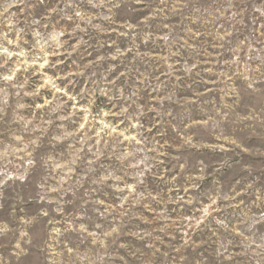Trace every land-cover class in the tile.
<instances>
[{
    "label": "rangeland",
    "instance_id": "rangeland-1",
    "mask_svg": "<svg viewBox=\"0 0 264 264\" xmlns=\"http://www.w3.org/2000/svg\"><path fill=\"white\" fill-rule=\"evenodd\" d=\"M0 264H264V0H0Z\"/></svg>",
    "mask_w": 264,
    "mask_h": 264
}]
</instances>
